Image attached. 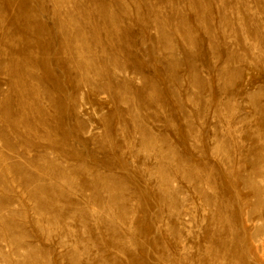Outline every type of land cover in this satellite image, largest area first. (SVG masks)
I'll return each instance as SVG.
<instances>
[{
    "label": "rangeland",
    "instance_id": "rangeland-1",
    "mask_svg": "<svg viewBox=\"0 0 264 264\" xmlns=\"http://www.w3.org/2000/svg\"><path fill=\"white\" fill-rule=\"evenodd\" d=\"M0 264H264V0H0Z\"/></svg>",
    "mask_w": 264,
    "mask_h": 264
}]
</instances>
